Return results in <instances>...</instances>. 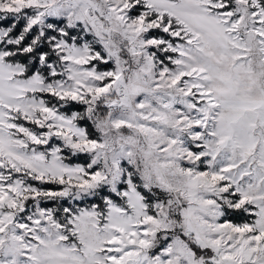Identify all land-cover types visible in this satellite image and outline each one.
Instances as JSON below:
<instances>
[{
    "label": "snow or ice",
    "instance_id": "6c2138e0",
    "mask_svg": "<svg viewBox=\"0 0 264 264\" xmlns=\"http://www.w3.org/2000/svg\"><path fill=\"white\" fill-rule=\"evenodd\" d=\"M0 264H264V0H0Z\"/></svg>",
    "mask_w": 264,
    "mask_h": 264
}]
</instances>
